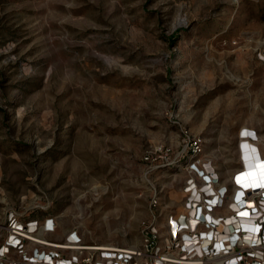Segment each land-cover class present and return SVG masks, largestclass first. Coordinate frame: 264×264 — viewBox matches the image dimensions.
Wrapping results in <instances>:
<instances>
[{"label":"rangeland","instance_id":"obj_1","mask_svg":"<svg viewBox=\"0 0 264 264\" xmlns=\"http://www.w3.org/2000/svg\"><path fill=\"white\" fill-rule=\"evenodd\" d=\"M243 126L264 159V0H0V223L137 243L192 161L242 172Z\"/></svg>","mask_w":264,"mask_h":264},{"label":"built area","instance_id":"obj_2","mask_svg":"<svg viewBox=\"0 0 264 264\" xmlns=\"http://www.w3.org/2000/svg\"><path fill=\"white\" fill-rule=\"evenodd\" d=\"M241 138L259 140L250 128L242 129ZM202 149L201 141L193 140V154ZM261 163L264 168V159ZM189 166L193 173L182 187V209L162 218L160 198L154 196L153 217L141 223L139 242H87L78 226L53 238L54 216L10 213L0 223V264H264V183L244 185L243 171L224 181L211 159Z\"/></svg>","mask_w":264,"mask_h":264},{"label":"bare ground","instance_id":"obj_3","mask_svg":"<svg viewBox=\"0 0 264 264\" xmlns=\"http://www.w3.org/2000/svg\"><path fill=\"white\" fill-rule=\"evenodd\" d=\"M242 128L246 129V127H244V126ZM240 141L244 145V147L242 146V152H243V159H242L243 170L242 171H243V174L241 175V179L246 178V180L247 179L249 180V181L248 180L245 181L244 185H246V184L252 185L253 184L252 180H255V179H257L261 184H263L264 183L263 178H262L263 173L261 172V170L264 168H262V167L260 168V166H262L261 165L262 164L261 163L262 158L260 156V153H258V149L256 147V144H253L251 141L247 140V138H241ZM245 148H246V150L244 151ZM244 153H245V155H244ZM246 162L249 164L248 166H247ZM244 163L246 164V166ZM255 169L258 170V172H255ZM254 194H255V192H254ZM243 219H244V223L247 224L246 218H243ZM124 242H126V243L128 242V239L126 236H124Z\"/></svg>","mask_w":264,"mask_h":264},{"label":"crops","instance_id":"obj_4","mask_svg":"<svg viewBox=\"0 0 264 264\" xmlns=\"http://www.w3.org/2000/svg\"><path fill=\"white\" fill-rule=\"evenodd\" d=\"M224 179V181H228L229 179H230V177H228V178H223Z\"/></svg>","mask_w":264,"mask_h":264}]
</instances>
